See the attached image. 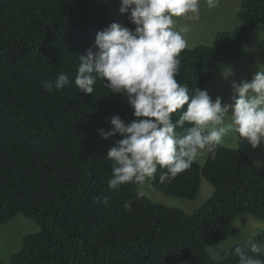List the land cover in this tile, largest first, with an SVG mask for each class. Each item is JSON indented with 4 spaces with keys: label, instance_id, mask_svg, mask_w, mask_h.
<instances>
[{
    "label": "trees",
    "instance_id": "trees-1",
    "mask_svg": "<svg viewBox=\"0 0 264 264\" xmlns=\"http://www.w3.org/2000/svg\"><path fill=\"white\" fill-rule=\"evenodd\" d=\"M238 18L212 46L181 52L176 79L190 95L247 53L252 32L264 30V0H246ZM113 22L106 0H0V227L21 215L40 228L22 238L8 264H238L237 247L264 260L245 243L222 261L208 252L237 217L264 221V166L243 151L219 145L215 159L208 154L204 166L195 161L170 183L159 182L166 169L158 167L148 182L168 196L193 200L203 179L213 186L192 214L138 196L140 184L110 189L106 153L121 137L103 140L98 129H109L115 114L131 122L132 109L101 81L85 94L74 80L79 55L95 51L97 32ZM124 26L135 28L128 14ZM60 73L72 83L51 93L41 86ZM255 243L263 244L264 234Z\"/></svg>",
    "mask_w": 264,
    "mask_h": 264
},
{
    "label": "clouds",
    "instance_id": "clouds-1",
    "mask_svg": "<svg viewBox=\"0 0 264 264\" xmlns=\"http://www.w3.org/2000/svg\"><path fill=\"white\" fill-rule=\"evenodd\" d=\"M209 10L220 0H206ZM200 0H120V14H128L134 29L113 22L95 36V51L89 48L79 55L74 84L80 92L92 94L101 81L111 93L121 94L132 109L134 119L126 123L119 114L107 118L109 129H98L103 140L119 135L106 153L111 161L110 189L136 183L143 185L155 179L171 182L188 170L197 157L211 154L215 159L217 146L232 134L239 147L241 139L253 149L264 144V71H256L251 80L231 83V103L214 100L206 89L195 88L194 94L178 83L181 61L187 47L182 36L187 28L174 30V17L199 19ZM223 77L234 75L225 68ZM67 74L43 80L48 92L68 86ZM185 105L187 106L185 108ZM180 112L173 120L172 114ZM230 119V123L226 120ZM190 125L185 127V124ZM182 128L183 134L176 129ZM143 193H138L142 196ZM100 202V201H98ZM102 203L107 205L104 198ZM126 211L131 201L123 204ZM250 252L261 254L262 247L250 244ZM238 264H264L240 247L235 249ZM217 257L221 253L216 254Z\"/></svg>",
    "mask_w": 264,
    "mask_h": 264
},
{
    "label": "rangeland",
    "instance_id": "rangeland-1",
    "mask_svg": "<svg viewBox=\"0 0 264 264\" xmlns=\"http://www.w3.org/2000/svg\"><path fill=\"white\" fill-rule=\"evenodd\" d=\"M246 0H220L219 5L209 10L206 0H200L199 19L191 18V13L184 17H174V30L182 32V36L187 41L186 49H193L199 45L212 46L215 42L216 35L219 32L233 30L239 25L238 13L242 9ZM114 18L122 25L125 23L126 14H120V0H106ZM247 53L240 56L235 63H229L222 66L218 74L207 85V91L213 100L219 96L222 103H231L233 80L240 82L242 80H251L259 67L264 71V30L257 27L251 34L250 41L246 44ZM254 60V62H253ZM255 63V64H253ZM231 68L234 75L228 78L223 77V70ZM230 119L226 123H230ZM224 147L236 149L246 153L252 161L264 166V144L253 149L246 141L241 139L239 147L233 139L232 134L224 137L221 144ZM208 154L199 156L196 162L204 166ZM140 191L155 203L165 205L170 208L180 209L185 213L192 214L200 209L203 204L213 195L214 188L205 179L202 180L200 192L193 200H183L176 197L168 196L161 191L153 188L148 180L140 185ZM40 231L39 226L33 221L18 215L8 224L0 227V258L5 264L10 263L11 257L18 253L22 247V238L25 235L36 234ZM264 234V221L256 219L251 215L239 216L233 223L231 232L216 246L208 249L212 258L217 261L224 260L234 245L245 243L250 245L255 243L258 236ZM262 247L264 254V243L258 244ZM221 253L217 257V253Z\"/></svg>",
    "mask_w": 264,
    "mask_h": 264
}]
</instances>
